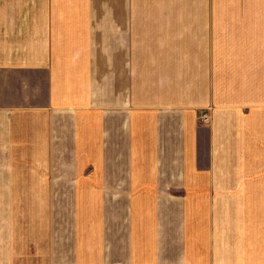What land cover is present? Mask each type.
<instances>
[{
    "label": "crops",
    "instance_id": "crops-1",
    "mask_svg": "<svg viewBox=\"0 0 264 264\" xmlns=\"http://www.w3.org/2000/svg\"><path fill=\"white\" fill-rule=\"evenodd\" d=\"M22 204L46 264H264V0H0V235Z\"/></svg>",
    "mask_w": 264,
    "mask_h": 264
},
{
    "label": "rangeland",
    "instance_id": "rangeland-1",
    "mask_svg": "<svg viewBox=\"0 0 264 264\" xmlns=\"http://www.w3.org/2000/svg\"><path fill=\"white\" fill-rule=\"evenodd\" d=\"M199 114L200 120H207ZM208 115V114H207ZM21 219L7 221V227H13L12 235H0V244L6 247V256L9 254V247L13 258L16 262L13 264H46L45 263V247H46V221L45 219L36 220V216H32L30 205L22 204ZM10 257H7V263L10 264Z\"/></svg>",
    "mask_w": 264,
    "mask_h": 264
},
{
    "label": "built area",
    "instance_id": "built-area-1",
    "mask_svg": "<svg viewBox=\"0 0 264 264\" xmlns=\"http://www.w3.org/2000/svg\"><path fill=\"white\" fill-rule=\"evenodd\" d=\"M200 117H202V118H204V119H207V118H208V115H207V113H202V114L200 115Z\"/></svg>",
    "mask_w": 264,
    "mask_h": 264
}]
</instances>
